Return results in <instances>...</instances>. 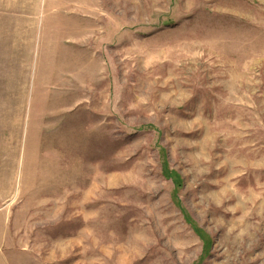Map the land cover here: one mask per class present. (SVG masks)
I'll use <instances>...</instances> for the list:
<instances>
[{"label": "rangeland", "instance_id": "rangeland-1", "mask_svg": "<svg viewBox=\"0 0 264 264\" xmlns=\"http://www.w3.org/2000/svg\"><path fill=\"white\" fill-rule=\"evenodd\" d=\"M0 264H264V0H0Z\"/></svg>", "mask_w": 264, "mask_h": 264}]
</instances>
